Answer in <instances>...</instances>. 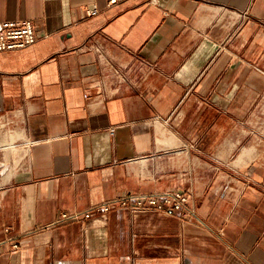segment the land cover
<instances>
[{"label": "crops", "instance_id": "crops-1", "mask_svg": "<svg viewBox=\"0 0 264 264\" xmlns=\"http://www.w3.org/2000/svg\"><path fill=\"white\" fill-rule=\"evenodd\" d=\"M8 20L38 40L0 52V264H264V0H0ZM176 188L192 220L56 224Z\"/></svg>", "mask_w": 264, "mask_h": 264}, {"label": "built area", "instance_id": "built-area-1", "mask_svg": "<svg viewBox=\"0 0 264 264\" xmlns=\"http://www.w3.org/2000/svg\"><path fill=\"white\" fill-rule=\"evenodd\" d=\"M99 11L100 9L96 4L86 9L87 14L90 16L98 14ZM37 40L36 26L32 20H8L0 22V52L24 48L33 45ZM92 47L99 55H103L104 49L101 45L94 44ZM111 75L115 89H119L124 84H131L128 73L124 72L120 67L112 66ZM100 85L103 86L104 82H101ZM189 200L188 193L178 188L153 195L128 193L115 201H107L95 205L83 212L62 211L56 220V224L71 219H87L94 214L109 212L114 204L123 208H130L132 211L147 208L168 215L177 214L185 220H192V213L188 210ZM15 248H17V245H15Z\"/></svg>", "mask_w": 264, "mask_h": 264}, {"label": "rangeland", "instance_id": "rangeland-1", "mask_svg": "<svg viewBox=\"0 0 264 264\" xmlns=\"http://www.w3.org/2000/svg\"><path fill=\"white\" fill-rule=\"evenodd\" d=\"M250 125H252L250 126L251 129H254L257 132V136L264 138V101L262 102V105H260L256 116L252 118ZM22 153H24V151L20 149L17 150V148L14 147L7 149L4 162L10 164L14 161L17 163L21 158ZM17 156L19 157L18 159Z\"/></svg>", "mask_w": 264, "mask_h": 264}, {"label": "bare ground", "instance_id": "bare-ground-1", "mask_svg": "<svg viewBox=\"0 0 264 264\" xmlns=\"http://www.w3.org/2000/svg\"><path fill=\"white\" fill-rule=\"evenodd\" d=\"M248 152V151H247Z\"/></svg>", "mask_w": 264, "mask_h": 264}]
</instances>
